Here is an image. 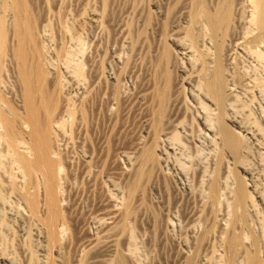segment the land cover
<instances>
[{
	"label": "rangeland",
	"instance_id": "obj_1",
	"mask_svg": "<svg viewBox=\"0 0 264 264\" xmlns=\"http://www.w3.org/2000/svg\"><path fill=\"white\" fill-rule=\"evenodd\" d=\"M205 1L212 16L218 5L223 8L222 18L215 19V23L222 34L217 52L222 57L226 85L224 95L217 100L223 98L224 124L239 148L240 158L236 165L223 154L215 140L213 130L218 109L198 89L197 78L184 58L186 55L181 54L182 50L186 52L182 47L190 44L184 32L188 18L180 5L183 0L28 1L31 18L37 25L39 44H42L41 54V47H38L41 62L46 64L43 65L45 69L48 67L60 78H57L62 81L59 95L64 94L58 101L61 113H58L60 109L55 110L56 114H63L53 115L59 121L53 137L57 138V144L59 142L54 155L65 175L69 173L61 181L68 185L61 191V205L69 230L62 244L51 251L53 259L63 261L62 264H107L105 260L112 255L108 250L101 253L89 249L102 225V218L99 219L103 217L102 202L109 197L111 203L121 209L128 192L138 184L133 195V211L126 219L124 242L119 239L117 244L129 264H186V260L192 258L191 264H224L223 234H227L225 228L236 186V175L229 168L235 166V172L244 179L256 204V209L249 210L251 229L238 228L236 231L240 229L247 246L252 244L251 232L259 238L256 250L264 260V206L257 197L259 194L264 197V0ZM257 6L261 7L262 20H257ZM203 41L200 48L206 50ZM164 46L183 59L170 69L172 75L175 74L172 76L175 88L172 86V102L161 120L150 98L142 95L162 84L158 61ZM7 71H10L9 76L6 75L10 85H5L7 89L2 87V91L10 104L18 106L16 89H12L15 88L14 74L9 67ZM76 72L83 75L79 77ZM68 101L69 107L66 106ZM82 104L84 107L80 106ZM63 109L68 111L63 112ZM2 147L0 143V162L5 166L3 169H7L1 171L10 170L8 174L14 175L7 179L8 175L0 172V180L3 177L0 183V247L5 257H9V264H28L30 251L42 264L46 245L18 200L17 192L10 190L11 180L19 176V172L13 163L15 168L11 167L13 161ZM148 148L153 150L159 163L157 168L150 170L152 178L146 175L142 182L135 183L134 170L141 165L137 157ZM115 157L118 166L111 163ZM216 163L220 172L218 178L216 176V212L209 213L206 204L211 206L214 201L210 187ZM118 167L130 170V177L117 176ZM143 167L149 171V165ZM12 168L16 169L15 173ZM205 210H208L207 215ZM199 211L204 220H196ZM210 222H216L217 226ZM208 224L213 229L205 243L201 240L198 247L196 239ZM86 259L90 262L86 263Z\"/></svg>",
	"mask_w": 264,
	"mask_h": 264
},
{
	"label": "bare ground",
	"instance_id": "obj_2",
	"mask_svg": "<svg viewBox=\"0 0 264 264\" xmlns=\"http://www.w3.org/2000/svg\"><path fill=\"white\" fill-rule=\"evenodd\" d=\"M28 1L29 0H0V143L3 145V147L5 148V150L11 157L12 159L11 161H13V162H10V165L13 163L12 165H14L16 169L18 170L16 171L15 169V171L19 172V176L16 174L15 175L21 178V180L19 181L20 183L17 182L16 180L17 177H15L14 179L12 178L11 180L12 184L10 183L12 186L11 187L12 189L10 190H14L17 192L19 196L18 200L22 202L23 209L29 215V218L31 219V221H33L34 224L36 225V228L38 232L40 233L41 238L43 239V243H45L46 245V250H43L44 252H46V255L45 256L43 255L44 259H41V263L42 264H59V263L62 264L63 261L53 259L50 253L52 250H54L55 248L59 247L62 244V240L64 238L65 239L67 238L68 235L66 237L65 235L67 234V230H69V228L67 227L66 217L64 216L65 214L63 210L64 208H62L63 206L61 205V197H62L61 194L63 192L62 189L68 186V185L67 186L63 185L64 183L62 184L61 181L65 179L64 176L65 177L68 176L69 173L68 175L67 174L65 175V170L60 165L59 160L54 155L55 150L59 148L57 146L59 142L57 144V138L54 139L53 137L54 129L58 128L59 126V121L54 119L53 115L55 113V110L57 111L56 108H58V105L60 106L59 104L60 102L58 103V101L60 100L59 96L64 95V94L59 95V92L61 93V91H59V88H60L59 83L62 82L58 80L60 78L56 77V75H54V73H52L48 67L47 68L49 69V71H47V68L45 69V67L43 66L45 63L41 62L42 58H40L41 56L40 54L42 53V46H41L42 44H39L40 39H38L37 37L38 35L37 25L34 23L33 19L31 18V10L28 6ZM206 4L207 3L205 0H183V2H181L180 4L181 8L184 10L186 17L188 18V25H186L184 32H185L186 37L190 41V44H188L187 47L181 46L182 49H186V52L185 51L182 52L183 51L182 50L181 54L186 55V56L184 55L183 56L184 58H186V61L189 63L191 70H192L191 72L194 73V78L195 77L197 78V83L199 86L198 89L202 90L207 95L206 97L207 99H209L210 103L216 106V108L218 109L217 110L218 113L216 117L217 124H216L215 129L213 130L215 132L214 133L215 138H216L215 140L218 143V146L219 145L221 146L223 154L228 156L232 160V163L236 165L240 158L238 154L239 148L237 147V145H235L233 137L228 134L225 124H224L225 123L224 121L225 103L222 102L223 100L221 101V99L223 98H220V100H217L219 98L218 96L224 95L222 93L225 92L224 84L226 85V83H224L225 75L223 74L224 69H223V64H222L223 61L221 59L222 57H221L220 52H217L219 49V44L221 43L222 34L220 32V26L215 23V19L217 21V19L222 18L221 13H222L223 8H222V5L221 6L216 5L217 7L214 8L215 14L212 16L210 14L209 8L207 7L208 5ZM255 11L258 15L257 20H262L263 17L261 15V7L260 6L255 7ZM169 13L171 12L169 11ZM258 37L262 38L263 36L260 37L258 35ZM201 40L202 41L204 40L202 45L206 50H203L200 48L201 42H202ZM62 41L65 42L64 40ZM62 41H60L61 44L63 43ZM258 41L260 40L258 39ZM62 46L63 45H61V47ZM38 47H41L40 54H39L40 50H38ZM163 49L164 51L162 53V56L160 54L161 58L159 56L160 61H158L159 62V66H158L159 80L160 82H162V84L159 85L160 84L159 83L156 85V87L159 86L156 89H153L152 87L151 88L152 90H148L144 92L143 95L141 94L145 98H150V101L152 102L151 104L153 108L156 107V109L158 110L159 118L161 120L164 117L166 110H167V106H169V103L171 101L170 93H171V89L173 86L172 76L173 75L175 76V74L172 75L173 72L170 69L171 67L177 66L179 63L178 61L183 59L182 57L178 55L177 52H176L177 54L175 53L176 54L175 56L173 55L172 51L170 52L168 49H165V46ZM193 57L194 59H192ZM207 59L209 60V62H207L208 61ZM6 65L12 70L14 74L12 77L14 78L13 83H14L15 88H12V89L14 90L16 89L14 93L18 96L19 98L18 100L20 102L18 106L14 104L17 107H15L12 103H11L12 104L11 106V104L9 103V100L6 99L4 96L5 94L3 92L4 90L2 91V87H5V85H8V84L10 85V83H7V80H6V77L9 76L7 73H10V71L6 72V70L8 69V67L6 68ZM82 68L83 67H81L80 69L82 70ZM76 73L79 75V77L83 75V74L80 75L78 72ZM57 76H59V74ZM95 76L99 78L98 73ZM12 77L10 76V78ZM147 86L146 88L150 89ZM173 87L175 88V86ZM92 88L94 89V87ZM88 95H91V94L89 93ZM84 98H82V102ZM65 100H64V103H65ZM61 103L65 105L63 102ZM85 103L86 102H84L83 104ZM83 104L80 106L84 107ZM69 105L70 104L68 101V104L66 106L69 107ZM59 109L60 108H58V110ZM64 110L65 109H63V112ZM66 110L68 111V109ZM66 110L65 112H67ZM60 111L61 109L58 111V113ZM62 114H56V115L61 116ZM157 118L158 117H156V119ZM154 122L156 121L154 120ZM158 124H160V122ZM234 138H240V137L238 135L237 136L234 135ZM135 149L138 150V148H135ZM136 154H138V152H136ZM0 157L2 158V156ZM137 158L140 159L139 160L140 163L138 164L139 165L141 164V165L136 170L133 169L134 172L136 171L135 174L132 172V174H134L136 177L134 181L135 183L136 181L141 180L143 176L146 177V175H148V178H152L151 177L152 175L150 176V170L157 168V165L159 163V161L157 162V159H156L157 157H155V154L151 148L142 150ZM219 160L217 161L218 164H220ZM111 163L112 165L114 164L116 166H118L119 164L116 157L114 160H112ZM218 164L217 163L215 164V168H214L215 176L212 180L211 187H210L212 190L210 191L212 192L214 201H212L213 203H211V206L209 204H208L209 206L206 204V206L209 209V213L216 212L215 210L216 201L215 200L217 199L216 197H217V192H218L216 189V183H217L216 176L219 172ZM12 165L11 167H14ZM148 165H149V171H145L144 169L145 167L143 166H148ZM3 167L5 166H2L0 162V172H2L4 169H7V168L3 169ZM14 168H12L13 171H14ZM1 169L3 170L1 171ZM229 169H231L232 173L236 175L235 176L236 186L233 190L234 194L232 198V203L229 207L230 209L229 218H228L229 228L224 226L226 227L225 230H227L226 231L227 234H223L225 235L223 237V242L221 240L224 246V257H223L225 258L224 264H233L237 262L238 263L244 262V264H264V260L260 258L256 250L258 249V246H259V241H258L259 238L257 239V237H255V235L251 232L252 236L251 235L250 236L252 237V244L250 246H247L244 244L245 242L243 241L244 239L243 236L241 235V233H239L240 229L238 233L236 231V229L238 228H241V229L247 228L249 230L251 229V225L249 226L248 224L249 210L252 209L253 211L254 209H256V204L253 200L251 193L248 192V190L246 189V185L243 182L244 179L239 177L237 173L235 172V166L234 168L230 167ZM133 170L131 169V171ZM7 171H10V170H7ZM7 171L6 173L4 172L2 173L7 174L8 175L7 179H9V177L11 178L12 175L14 174L13 173H11L12 175L10 173L8 174ZM115 174L121 178H126L129 174H131V172L130 170L129 172H127V170H123V168L118 167ZM5 177L6 176H4V180L6 179ZM128 177H130V175ZM2 179L3 177L1 178V180ZM1 180H0V183L2 182ZM140 182H142V180ZM5 183H7V181ZM136 186L133 185V189L131 188L132 191L130 190V192H128L127 199L124 203V206L122 205L121 209L120 207H117L119 208L117 209L116 205H113L111 203V199H109V197L108 198L106 197L104 202H102L101 210H102L103 217L99 218V219L102 218L101 220L102 225L98 227L100 228V230L98 229L99 233H97V235H95L92 241L90 242L89 249H91L93 252L96 251V252H101V253H103L102 251L108 250L112 255H110L109 260L107 261L105 260L107 264H129L130 263L128 261V258L124 255V253L119 252V246L117 244L121 239H123L122 241L124 242L123 235L125 231L124 230L125 224L127 221L126 219L130 217L133 211L132 204H133V201H135L133 200V195L135 193L134 192L135 188L137 189ZM220 197H222V195H220ZM257 197L259 199V202L264 206V197L262 196V194L257 195ZM204 212H206V210ZM207 212H206V215H207ZM203 216L204 215L202 211H199V213L197 214V219L196 218L195 219L198 221L202 220ZM215 223L216 222H214V224ZM214 224L211 223L212 226ZM212 226H210L209 224L206 225L205 230L203 229L204 232L200 234L198 239H196L199 242V244H197L198 247L202 243V241H203V244L205 243L204 242L205 239L207 238L208 234H210L213 229ZM214 226H217V224H215ZM126 239L127 237L125 238V240ZM120 244L121 242L119 243V245ZM3 252H2V248L0 247V262L2 264H6V263L9 264L8 263L9 257L8 258L5 257L7 255L5 254L4 250ZM30 254L31 255H30V259L28 258L29 259L28 264H39L38 259L32 255L33 252L31 253L30 251ZM83 257L85 258L87 256L83 255ZM81 258L79 259V261L81 260ZM189 258L190 257L188 256V259ZM192 259L191 261H189L190 259L186 260V264H191ZM212 260H209V261L213 262ZM82 262H83V259H82ZM88 262L90 261L87 260L86 263Z\"/></svg>",
	"mask_w": 264,
	"mask_h": 264
}]
</instances>
